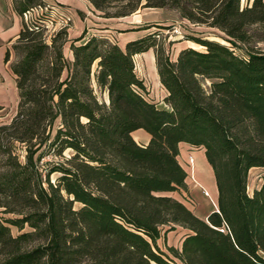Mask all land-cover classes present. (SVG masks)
I'll return each instance as SVG.
<instances>
[{
  "label": "trees",
  "instance_id": "trees-1",
  "mask_svg": "<svg viewBox=\"0 0 264 264\" xmlns=\"http://www.w3.org/2000/svg\"><path fill=\"white\" fill-rule=\"evenodd\" d=\"M32 1L13 5L23 17ZM87 1L106 18L174 10L230 45L190 37L203 49L172 60L159 29L120 47L86 30L69 39L62 27L48 43L42 24L23 20L12 45L18 104L0 125V264H264V173L247 191L248 171L264 169V51L255 48L264 0ZM150 48L164 107L144 96L133 63ZM139 128L145 145L131 134ZM181 142L203 147L213 173L217 210L206 219L168 194L186 188ZM48 151L60 160L44 186L36 160ZM176 227L186 230L180 248H162Z\"/></svg>",
  "mask_w": 264,
  "mask_h": 264
},
{
  "label": "rangeland",
  "instance_id": "rangeland-1",
  "mask_svg": "<svg viewBox=\"0 0 264 264\" xmlns=\"http://www.w3.org/2000/svg\"><path fill=\"white\" fill-rule=\"evenodd\" d=\"M79 19L82 23H84V25L80 24ZM132 19L136 20V22L132 21ZM24 21L28 23L35 22L42 24L43 37L48 43L50 36L54 32L62 27H66L69 39L79 34L83 28V30H86V33L88 32L89 34L94 33L107 35L113 42H116L118 39L120 41V45H122V41L126 35H128V31L130 29L137 31L145 25H152L148 30H160L156 41L172 60H174L177 52L183 47L191 46L196 49H203L199 44L192 41L190 37H202L230 45L227 41V36L220 30L214 27L193 24L183 18H180L176 11L169 9L150 10L140 8L139 11H134L133 14L131 13V15L124 19H109L103 17L101 12L91 10L89 8L81 11L69 8L68 6H64L57 2L33 0L30 7L26 10V17H24ZM75 23L78 25H75ZM107 26L109 29L105 30L104 27ZM175 29H177V31H175ZM237 44L239 47H243L242 44ZM255 48L259 51H264V42L257 43ZM63 53L67 60L71 59L69 42H66L63 46ZM18 57L19 56H16L15 60H17ZM133 63L136 74L143 80L145 85L144 96L148 100L156 102L159 107H164V103L162 101L163 88L158 80L153 49L150 48L143 53L134 55ZM57 123L58 119L54 121L53 129ZM132 135L134 139H138L136 133H133ZM12 151L21 161H24L25 146L22 143L13 141ZM64 154L67 155L68 151H65ZM190 158H193L196 164H192ZM59 160L60 157L53 155L51 151H48V153H46V155H44L40 160H36V165L42 175L44 186L47 185L46 180L48 178L50 182H53L57 175L53 172L47 176V167ZM178 161L186 171V188L179 189L178 191H173L168 194L184 202L194 212H198V210L204 205V201L208 203L209 207H215V199L211 198L209 200L211 197V195H209V193L211 194L209 186L204 183V185L199 183L200 178L198 177V171H196L195 168L198 166V163H202L203 168H201V172H204L205 168L208 171L209 166L204 155L203 147H193L186 143H180ZM263 173L264 169L261 167H253L248 171V193L251 194L253 189L260 186L262 181L261 175ZM206 175L208 176L209 183H211V177L208 173H206ZM206 192H209V198L204 195ZM177 229L178 228H175L174 230L168 232L165 236V245L166 242L172 245L177 244L181 234V230ZM159 242L162 244L161 240Z\"/></svg>",
  "mask_w": 264,
  "mask_h": 264
},
{
  "label": "crops",
  "instance_id": "crops-1",
  "mask_svg": "<svg viewBox=\"0 0 264 264\" xmlns=\"http://www.w3.org/2000/svg\"><path fill=\"white\" fill-rule=\"evenodd\" d=\"M46 1L57 2L64 6H68L69 8H73V9H77L81 11L84 9H88V8L91 10H95L87 0H46ZM139 9L136 10L135 12L139 11ZM142 9L162 10L166 8H142ZM128 16L129 15H126L123 17H109V19L110 18L124 19ZM23 20H24V17H22L16 12L14 5H13V0H0V125L6 124L11 120V118L13 117L16 111L17 104H18L19 96H18V89L16 86V80H15L16 76L14 72L12 71V64L15 62L16 56L12 48V45L17 39L18 34L22 28ZM132 21L136 22V20L134 19H132ZM79 22L80 24L84 25V23H82L80 19H79ZM75 25H78V24L75 23ZM133 26H140V25H133ZM104 29L108 30L109 28L107 26V27H104ZM82 31H83V28L81 32ZM149 31L151 30L141 29V30L133 31L132 29H130L128 31L129 33L127 32L128 35H126V37L123 39L122 45H120V41L118 39L116 43L120 47H123L126 41L140 37ZM80 33L73 37H77L78 35H80ZM90 34H94V33H90ZM90 34L88 32L86 33V35H90ZM103 36L108 37L107 35H103ZM164 95H165V91L163 89V96ZM133 133H136L138 139H135V141L139 145L147 144L150 135L145 130L139 128V129L134 130L131 134ZM195 168H196V171H198L197 175L200 178V181H201L200 183L202 184L204 183L205 185L207 184L210 188L211 197L209 198L208 196L206 195L205 196L208 197L209 200L211 198L215 199V200L213 199L215 201V207L213 208L209 207L208 203L204 201L205 202L204 205L198 210V212H194L191 209L196 216H198L201 219H206L207 215L211 211L217 210V205H216L217 189H216L215 181L213 180L214 177H213V173H212L210 166L208 168V171L205 168L204 172H201V168H203L202 163H198V166ZM206 173H208L209 176L211 177V181H210L211 183H209V179ZM176 228H178L177 230H181L180 239L178 240L176 245H172L167 242H166V245H172L176 248H180L182 235L186 232V230H184L181 227H176ZM167 234L168 232L166 233V235ZM160 240L162 244L159 242ZM157 243L162 248L165 249V243H164L163 238H159L157 240Z\"/></svg>",
  "mask_w": 264,
  "mask_h": 264
},
{
  "label": "bare ground",
  "instance_id": "bare-ground-1",
  "mask_svg": "<svg viewBox=\"0 0 264 264\" xmlns=\"http://www.w3.org/2000/svg\"><path fill=\"white\" fill-rule=\"evenodd\" d=\"M190 161L192 162V164H196V162L193 160V158H190ZM201 182V181H200ZM199 182V183H200ZM209 193V192H208ZM208 193H204V195H206V196H208ZM209 195H211L210 193H209Z\"/></svg>",
  "mask_w": 264,
  "mask_h": 264
},
{
  "label": "built area",
  "instance_id": "built-area-1",
  "mask_svg": "<svg viewBox=\"0 0 264 264\" xmlns=\"http://www.w3.org/2000/svg\"><path fill=\"white\" fill-rule=\"evenodd\" d=\"M23 17H26V13H24ZM175 31H177V29H175Z\"/></svg>",
  "mask_w": 264,
  "mask_h": 264
}]
</instances>
